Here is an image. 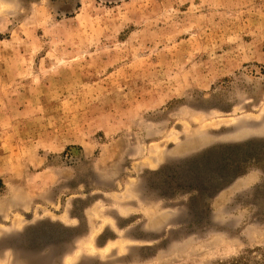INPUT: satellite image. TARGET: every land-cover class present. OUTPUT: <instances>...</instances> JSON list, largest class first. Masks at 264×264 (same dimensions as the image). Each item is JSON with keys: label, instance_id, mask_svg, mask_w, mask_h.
<instances>
[{"label": "rangeland", "instance_id": "rangeland-1", "mask_svg": "<svg viewBox=\"0 0 264 264\" xmlns=\"http://www.w3.org/2000/svg\"><path fill=\"white\" fill-rule=\"evenodd\" d=\"M0 264H264V0H0Z\"/></svg>", "mask_w": 264, "mask_h": 264}, {"label": "bare ground", "instance_id": "bare-ground-1", "mask_svg": "<svg viewBox=\"0 0 264 264\" xmlns=\"http://www.w3.org/2000/svg\"><path fill=\"white\" fill-rule=\"evenodd\" d=\"M159 152V151H158ZM155 154V153H154ZM153 157V156H152ZM154 158V157H153ZM215 179V178H214ZM217 180V179H216ZM212 183V182H211ZM221 206V205H220ZM91 249H92V246H91Z\"/></svg>", "mask_w": 264, "mask_h": 264}]
</instances>
